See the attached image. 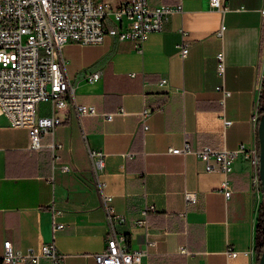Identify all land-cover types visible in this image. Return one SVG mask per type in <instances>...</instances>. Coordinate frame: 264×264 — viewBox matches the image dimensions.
Returning <instances> with one entry per match:
<instances>
[{
  "label": "crops",
  "instance_id": "crops-1",
  "mask_svg": "<svg viewBox=\"0 0 264 264\" xmlns=\"http://www.w3.org/2000/svg\"><path fill=\"white\" fill-rule=\"evenodd\" d=\"M225 1L228 9L221 13L208 0H148L181 8L161 31L149 32L140 49L131 39L109 35L97 44L65 43L74 98L98 113L77 118L69 106L57 111L62 122L43 136L38 150L29 148L27 130L9 126L0 112V251L4 238L22 250L49 240L52 205L63 223L53 239L66 254L65 264H96L93 252L104 246L106 223L89 147L103 155L102 188L124 215L116 226L127 245L144 248L142 264H257L256 221L263 206L258 167L238 155L229 172H209L194 154L167 151L181 146L185 134L191 148H233L250 140L257 145L251 113L258 115L264 77V0ZM183 34L188 51L180 57L176 43ZM219 50L222 78L216 72ZM94 70L99 78L87 80ZM220 82L230 91L223 104L214 88ZM39 105L44 108L37 113H50L49 104ZM119 107L126 113L110 120L99 114ZM143 107L150 110L146 130L138 116ZM223 117L231 122L225 125ZM50 141L60 147L51 150ZM60 163L70 169L62 171ZM224 177L227 196L220 187ZM184 189L195 190L196 200L186 201ZM145 201L154 206L147 232L131 220ZM249 247L250 254L242 251ZM230 248L239 251L232 255Z\"/></svg>",
  "mask_w": 264,
  "mask_h": 264
},
{
  "label": "built area",
  "instance_id": "built-area-1",
  "mask_svg": "<svg viewBox=\"0 0 264 264\" xmlns=\"http://www.w3.org/2000/svg\"><path fill=\"white\" fill-rule=\"evenodd\" d=\"M211 8L224 12L228 9L225 0H208ZM178 4L150 5L148 0H119L111 5L106 0H0V112L11 127H23L27 130L29 148L38 150L42 138L52 132L62 119L55 113L69 106L77 118L84 114L98 113L92 104L77 103L74 98V83L66 71V60L62 47L67 42L81 45L102 42L106 35L117 39H131L140 49L142 42L151 31H161L168 15L180 10ZM264 15V7L259 8ZM223 26L216 31L221 36ZM176 51L184 57L188 43L184 34L176 43ZM216 72L222 78L224 59L221 50L215 53ZM133 74V73H130ZM100 71L94 70L85 78L96 80ZM161 78L159 83H165ZM220 93L221 104L230 91L223 83L215 85ZM47 103L49 114H39L36 105ZM123 107L113 112H102L104 119L110 120L114 114H125ZM150 110L143 107L139 112V121L147 129L146 118ZM258 121L257 111L251 113L252 125ZM231 121L223 117V123ZM84 138V132L81 130ZM48 146L56 150L60 144L50 141ZM170 153L194 154L203 164L205 171L229 172L235 156H242L251 167H258V147L255 141L240 142L233 148H213L202 145L191 148L185 134L179 147H168ZM90 169L99 191L100 205L104 211L106 231L105 242L101 250L93 252L96 264H142L144 248L127 245L125 232L118 230L116 223L124 215L114 210L112 195L103 190L101 172L103 155L86 147ZM54 161L59 155L53 153ZM62 171H68L69 165L60 163ZM144 184V180L142 181ZM223 194L230 192L229 182L224 177L220 182ZM186 201L196 200V191L184 189ZM154 209L153 204L144 202L132 215V223L147 232V214ZM57 209L51 205V238L41 242L37 247L16 248L9 238L2 240L0 264L30 262L32 264H65V252L61 251L53 239L54 233L63 223L55 218ZM152 243V241L150 242ZM181 249L188 251L184 245ZM239 250L230 248L229 254L235 255ZM246 254L252 247L242 250Z\"/></svg>",
  "mask_w": 264,
  "mask_h": 264
},
{
  "label": "water",
  "instance_id": "water-1",
  "mask_svg": "<svg viewBox=\"0 0 264 264\" xmlns=\"http://www.w3.org/2000/svg\"><path fill=\"white\" fill-rule=\"evenodd\" d=\"M258 147V176L262 191V205L264 208V113L259 115L256 127ZM257 264H264V241L258 254Z\"/></svg>",
  "mask_w": 264,
  "mask_h": 264
},
{
  "label": "trees",
  "instance_id": "trees-1",
  "mask_svg": "<svg viewBox=\"0 0 264 264\" xmlns=\"http://www.w3.org/2000/svg\"><path fill=\"white\" fill-rule=\"evenodd\" d=\"M264 113V77L261 81V89L259 93L258 103V115ZM264 241V208L261 206L256 221V233H255V248L259 253Z\"/></svg>",
  "mask_w": 264,
  "mask_h": 264
},
{
  "label": "rangeland",
  "instance_id": "rangeland-1",
  "mask_svg": "<svg viewBox=\"0 0 264 264\" xmlns=\"http://www.w3.org/2000/svg\"><path fill=\"white\" fill-rule=\"evenodd\" d=\"M44 108V106L43 105H36V110L37 111H41L42 109Z\"/></svg>",
  "mask_w": 264,
  "mask_h": 264
}]
</instances>
